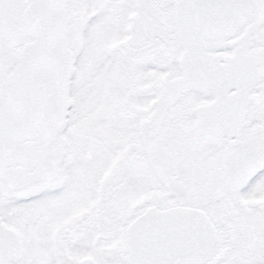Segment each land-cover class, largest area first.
I'll return each instance as SVG.
<instances>
[{
  "label": "snow or ice",
  "instance_id": "6c2138e0",
  "mask_svg": "<svg viewBox=\"0 0 264 264\" xmlns=\"http://www.w3.org/2000/svg\"><path fill=\"white\" fill-rule=\"evenodd\" d=\"M0 264H264V0H0Z\"/></svg>",
  "mask_w": 264,
  "mask_h": 264
}]
</instances>
